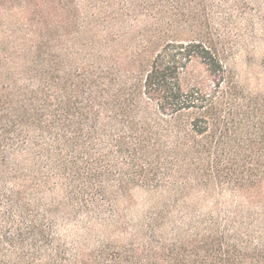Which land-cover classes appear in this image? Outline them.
<instances>
[{
	"label": "trees",
	"instance_id": "obj_1",
	"mask_svg": "<svg viewBox=\"0 0 264 264\" xmlns=\"http://www.w3.org/2000/svg\"><path fill=\"white\" fill-rule=\"evenodd\" d=\"M67 1L43 4L68 13ZM140 1L108 0L124 19L103 35L90 34L82 59L70 64L62 53L79 34L68 29L75 23L82 32L90 22L61 20L66 31L49 36L29 19L11 23L0 39V264H264L263 227L258 243L252 232L235 239L201 220L172 244L152 237L142 246L95 249L68 247L54 231L53 220L75 221L99 208L107 144L144 180L162 178L176 193L221 185L264 205V90L239 84L209 30L203 0H161L179 12L169 15L146 0L148 13L172 23L165 32L159 23L139 35L142 48H132L128 22ZM15 6L0 0V13L13 18ZM179 16L186 18V35L171 38ZM122 42L126 48L109 50ZM40 161L64 180L63 199L42 195L47 180L36 177ZM127 180L119 181L123 190Z\"/></svg>",
	"mask_w": 264,
	"mask_h": 264
},
{
	"label": "rangeland",
	"instance_id": "obj_2",
	"mask_svg": "<svg viewBox=\"0 0 264 264\" xmlns=\"http://www.w3.org/2000/svg\"><path fill=\"white\" fill-rule=\"evenodd\" d=\"M145 1H140L139 9L134 11L137 17L128 19V23L134 27L128 30V37L137 42L132 48L143 44V38L140 36L139 40V35L156 30L159 23H162L161 30L165 32L168 28L166 23H172L169 16L159 19L156 14L148 13L151 7H148ZM203 1L209 30L225 50L228 67L234 71L239 84L250 92H262L264 0ZM67 2L70 5L69 12L63 13L61 10L45 7L43 0H15L16 15L12 16L13 18L3 12L4 8L1 7L0 39L7 38L11 23L23 25L29 23V19L43 25L44 29L39 28L38 31L49 36L66 31L59 28L61 20L73 17L77 23L82 20L90 22L92 27L83 29L82 32L75 27V23L68 29L79 34L76 39L68 41L69 53H62V56L67 58V64H70L74 60L82 59L84 53L81 44L90 34L103 35L108 28L116 24L115 21L123 20L125 16L117 9L118 5L111 4L108 0ZM155 6L162 8L165 14H168V11L179 14L175 11L172 1L165 5L161 0H156ZM176 19L179 23L174 25L173 31L170 32L171 38L176 34L186 35V18L179 16ZM121 23L116 27L120 28ZM23 31L32 33L30 28ZM18 34L22 32L18 31ZM53 45L58 47L59 43ZM125 45L126 43L122 42L111 46L109 50L112 51L116 47L126 48ZM51 54L53 58L58 56L56 51H52ZM22 64L18 69L23 67ZM200 71L201 69L197 73L201 74ZM104 149L102 154L109 157L100 163L103 173L107 175L102 189L106 191H102L103 194L97 197L99 208L90 212H80L75 221L58 218L52 222L55 233L68 247L95 249L107 245L121 248L130 243L142 246L152 237L162 238L172 244L185 235L189 228L200 226L197 221L201 220H213L212 222L217 224L216 228L227 231L235 239L246 238L245 234L252 232L251 240L257 243L260 241L264 228V205L252 203L248 197L221 185H216L212 189L197 187L176 193L175 189L170 190L169 186H166L164 179L144 180L137 172L138 169L131 170L130 162L120 155L115 145L107 144ZM39 165L35 171L36 177L39 180H47L46 188L41 191L42 195L63 199L66 196V189L62 177L55 169H51L47 162L40 161ZM28 167L31 166L28 164ZM129 173L136 175L132 176ZM122 177L129 179L124 190L119 184Z\"/></svg>",
	"mask_w": 264,
	"mask_h": 264
}]
</instances>
